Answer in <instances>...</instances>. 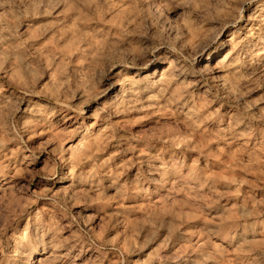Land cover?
Wrapping results in <instances>:
<instances>
[{
  "label": "rangeland",
  "instance_id": "obj_1",
  "mask_svg": "<svg viewBox=\"0 0 264 264\" xmlns=\"http://www.w3.org/2000/svg\"><path fill=\"white\" fill-rule=\"evenodd\" d=\"M0 264H264V0H0Z\"/></svg>",
  "mask_w": 264,
  "mask_h": 264
},
{
  "label": "bare ground",
  "instance_id": "obj_2",
  "mask_svg": "<svg viewBox=\"0 0 264 264\" xmlns=\"http://www.w3.org/2000/svg\"><path fill=\"white\" fill-rule=\"evenodd\" d=\"M119 86V85H118Z\"/></svg>",
  "mask_w": 264,
  "mask_h": 264
}]
</instances>
